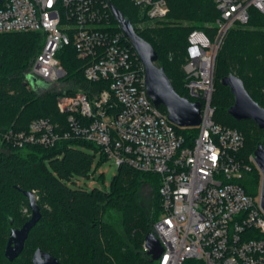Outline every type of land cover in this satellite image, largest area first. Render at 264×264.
I'll use <instances>...</instances> for the list:
<instances>
[{
	"label": "built area",
	"instance_id": "1",
	"mask_svg": "<svg viewBox=\"0 0 264 264\" xmlns=\"http://www.w3.org/2000/svg\"><path fill=\"white\" fill-rule=\"evenodd\" d=\"M212 1L219 14L215 32L210 36L190 31L182 66L189 96L202 102L201 122L190 146L183 144L166 112L147 97L143 66L112 21L109 0L0 1V34L43 36V47L26 72L27 82L30 76L57 85L65 72L55 55L64 45H71L83 62L85 81L108 82L92 98L81 92L57 97L65 127L33 120L25 131L0 133V149L80 140L94 145L117 167L125 163L158 175L160 215L151 228L161 247L157 264H264L260 189L251 196L239 183L249 164L255 165L254 156L247 163L237 157L243 136L215 124L210 106L214 63L224 37L249 21V9L264 15V0ZM129 2L149 21L164 18L168 11L166 0ZM142 248L146 253L144 243Z\"/></svg>",
	"mask_w": 264,
	"mask_h": 264
},
{
	"label": "trees",
	"instance_id": "2",
	"mask_svg": "<svg viewBox=\"0 0 264 264\" xmlns=\"http://www.w3.org/2000/svg\"><path fill=\"white\" fill-rule=\"evenodd\" d=\"M109 2L135 28L137 23L149 21L141 17L140 10L129 0ZM166 2L168 11L164 18L152 20V25L135 32L156 52L157 63L174 91L191 102L201 101L189 96L182 70L187 36L194 29L213 35L215 27L205 24L215 23L218 11L212 0ZM112 21L115 23L113 18ZM43 43L39 32L0 34L1 134L25 131L36 119H48L65 127L66 116L56 107L59 95L81 92L92 98L108 86L106 81H85L83 62L71 45H64L55 55L65 72L55 85L61 88H32L25 75ZM231 74L243 82L249 96L264 108V15L253 8L249 9V21L231 29L222 41L214 63L210 101L213 122L243 136L237 157L247 163L258 147L264 148V130L252 121H236L229 116L234 98L222 81ZM159 109L165 112L164 107ZM174 129L185 146H190L197 134L196 128ZM83 148L99 153L94 145L80 140H63L52 147L32 144L0 149V264H32L37 248L51 254L60 264H157L146 256L142 247L160 215L158 175L136 171L124 163L107 188L86 190L77 181L89 177L93 155ZM100 157L106 159L102 154ZM249 166L250 171L239 183L246 194L256 196L261 175L255 165ZM143 185L152 189L153 219L139 194ZM23 192L36 194L41 217L30 230L20 255L10 262L4 257L9 233L21 228L30 217ZM110 210L120 215V231L104 221Z\"/></svg>",
	"mask_w": 264,
	"mask_h": 264
},
{
	"label": "water",
	"instance_id": "3",
	"mask_svg": "<svg viewBox=\"0 0 264 264\" xmlns=\"http://www.w3.org/2000/svg\"><path fill=\"white\" fill-rule=\"evenodd\" d=\"M1 1V0H0ZM112 15L120 30L130 42L144 69V85L146 95L155 107H164L168 121L178 128H196L201 122V103L191 102L186 97L179 96L171 86L164 69L157 64V54L149 43L140 38L132 23L112 5ZM31 84L34 78H29ZM222 83L228 87L234 98V104L228 109V114L236 121H252L259 129L264 130V108L260 107L247 93L243 82L234 75L224 78ZM254 164L261 175L260 193L261 207L264 210V148L258 147L254 152ZM28 201L29 219L19 229L9 233L4 257L13 261L22 252L30 230L39 221L41 214L34 192H23ZM146 256L156 261L161 253V247L155 236L150 233L144 239ZM32 264H60L51 254L37 248L31 258Z\"/></svg>",
	"mask_w": 264,
	"mask_h": 264
},
{
	"label": "rangeland",
	"instance_id": "4",
	"mask_svg": "<svg viewBox=\"0 0 264 264\" xmlns=\"http://www.w3.org/2000/svg\"><path fill=\"white\" fill-rule=\"evenodd\" d=\"M151 23V24H150ZM152 25L151 21L148 22H142L140 23L139 26L134 27V30L136 29L137 31H142L145 27H148L147 25ZM206 27H214V23H207L205 24ZM236 28V27H235ZM158 64V63H157ZM30 78V76H29ZM32 88H40V89H46V88H53V89H59L61 88L59 85L58 86H52L47 84L46 82L42 80H34V82L31 84L30 80H28ZM51 88V89H52ZM84 151L89 152L90 154L93 155V160L91 164V169L89 173V177L87 178H79L77 181L78 186L90 190L94 187L96 188H107L109 186V183L114 175L117 174L118 167L115 165L113 160H102L100 157V154L98 152H95L91 148H83ZM98 178H101V182L98 181ZM140 196L142 203L146 207V210L149 214V216L153 219L154 216L151 214L152 211L155 208V200L154 196L152 194V189L150 188L149 185H143L140 188ZM23 214L26 216V212L23 211ZM104 221L107 223H110L113 225L117 230L120 231V215L114 211L110 210L108 214L104 217ZM187 264H198L195 261L188 262Z\"/></svg>",
	"mask_w": 264,
	"mask_h": 264
}]
</instances>
